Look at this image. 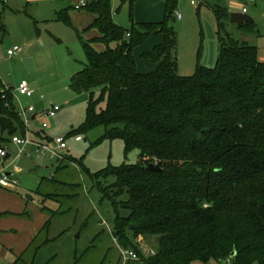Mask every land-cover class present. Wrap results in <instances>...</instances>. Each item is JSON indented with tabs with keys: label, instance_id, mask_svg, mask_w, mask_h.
<instances>
[{
	"label": "trees",
	"instance_id": "1",
	"mask_svg": "<svg viewBox=\"0 0 264 264\" xmlns=\"http://www.w3.org/2000/svg\"><path fill=\"white\" fill-rule=\"evenodd\" d=\"M135 1L121 3L132 10ZM175 3L165 0L160 22L132 23L130 29L113 22L110 0H90L79 9L93 19L82 32L75 30L85 64L69 87L89 99L84 123L67 137L102 127V137L92 146L117 140L124 158L135 150L139 155L134 164H108L93 174L81 159L64 156L56 171L74 164L100 201L110 203L112 240L138 256L124 264H264V61L258 60L255 46L221 36L229 13L220 7L214 10L219 43L215 66L197 65L193 75L178 76ZM68 13L64 10L59 19L70 24ZM237 27L249 35L255 30L254 22ZM93 30L96 37H83ZM156 35L161 43L141 54L155 68L141 74L133 50ZM17 133L24 135L25 127L11 89L0 79V147ZM149 164L160 170H149ZM46 181L35 191L50 217L44 230L68 210L52 211L43 202L75 198L49 190L77 186L54 177ZM138 238L155 242L152 255L136 245ZM115 264H123L120 254Z\"/></svg>",
	"mask_w": 264,
	"mask_h": 264
},
{
	"label": "rangeland",
	"instance_id": "2",
	"mask_svg": "<svg viewBox=\"0 0 264 264\" xmlns=\"http://www.w3.org/2000/svg\"><path fill=\"white\" fill-rule=\"evenodd\" d=\"M79 1L0 0V79L5 87L11 89L17 109L20 106H30L35 112H46L51 106L60 108L55 117L49 120L43 117V113H38L35 125L48 121L51 130L44 135L52 139L59 136L67 138L70 148L68 155L81 159L87 170L93 174L106 167L108 162L114 166L123 161L134 164L139 153L135 150L124 158L123 145L120 141H102L97 146H92L102 137L104 133L102 127L81 134L79 136L81 142H75L73 138L67 137L71 131L77 130L84 123L89 99L87 93H75L69 87L71 77L81 71L85 64V57L75 30L82 32L89 25L87 23L91 17L83 10L73 9ZM156 1L136 0L130 10L127 2L122 4L121 0H110L112 20L124 29H130L132 23L144 19L161 21L165 0ZM192 2L199 4L193 6ZM158 5L161 7L159 10ZM243 5L248 11L246 15L255 24L254 33L249 35L241 32L237 25L231 24L227 18L222 20L223 27L220 34L221 36L228 34L231 38L255 46L258 60L264 61L263 2L176 0L172 26L176 39V74L178 76L193 75L197 65L207 68L215 66L219 43L214 10L225 7L229 14L241 13ZM64 10H69L70 24L59 19V14ZM131 13L132 22L130 21ZM177 13L180 14V19H177ZM83 37L88 38L89 33H85ZM12 49L19 52L14 57H9L7 51ZM26 58L31 61V70L27 69L23 63ZM138 59L146 60L140 56ZM146 61L153 64L149 60ZM21 82L26 83L32 92L31 97L18 95L16 90ZM12 143H14L13 139ZM7 149L9 159H15L16 147L8 143ZM25 150V153L30 156L27 157L24 153L18 157L19 159L14 160L12 168L21 171L19 174L14 173V176L21 188L23 201L30 209L28 212H31V208L42 207L39 203L41 197L35 193L41 180L50 182L48 180L54 177L55 181L77 185L69 190L64 189L63 186L49 190L58 194L75 195L74 200L66 197L60 202L50 200L43 202V206L47 209L54 211L59 209V213L68 210L67 213L52 218L50 231L54 235L66 231L72 245H75L77 249L88 248L84 259L85 264H100L104 260H107L104 264L108 261L110 264H115L119 252L110 234L114 219L110 203L101 202L100 194L92 189L86 175L73 169L72 165L64 170L56 171L60 166L56 159L41 156L29 146ZM27 195L30 198L25 197ZM84 223L86 226L81 230L80 227ZM136 245L146 253L155 249L154 241L146 243L141 238L137 239Z\"/></svg>",
	"mask_w": 264,
	"mask_h": 264
},
{
	"label": "crops",
	"instance_id": "3",
	"mask_svg": "<svg viewBox=\"0 0 264 264\" xmlns=\"http://www.w3.org/2000/svg\"><path fill=\"white\" fill-rule=\"evenodd\" d=\"M85 1L87 3L90 0H85ZM155 2L157 1L155 0ZM157 7L158 10L159 8H161L160 5H158ZM164 8H165V4H164ZM246 14H248V11ZM178 15L180 16V14L177 13V19H180L181 17L178 18ZM92 19L93 18L91 16L90 21L87 24H90L92 22ZM144 20H146V23L160 22V20L158 19H155V21H153V19H144ZM143 21L140 20V21H136L135 23L138 22L143 23ZM96 34L97 33L94 30L90 31L88 38L96 37ZM161 41L162 38L160 35L151 36L147 39V41L143 45L133 50V55L136 60V68L139 73L146 74L154 70L155 68L154 64H151L146 60H141L138 58L139 56L141 57V54L145 52H149L154 46L161 43ZM96 48L99 51L103 50V47L99 45L96 46ZM19 96L24 97L22 95ZM28 107L20 106L19 108L21 109ZM19 108H18V112L20 115ZM49 110H47L46 112L44 111L35 112L34 110L33 114H28L29 123L27 124V126H25L24 124L23 116L20 115L25 127L24 135H20L19 133H17L13 136H10L8 138L7 144L4 146L7 149L8 143H11L16 147L15 159H19L18 157L20 156H18V146L15 143H12V139L27 137L30 140H38V139H42L43 137H46L44 135L45 132L47 131L49 132L51 130L49 122L42 121L41 124L38 126L35 125V122L37 120L38 113H43L42 115L43 117H45V114ZM55 115L53 117H55ZM53 117H46V118H48L49 120L50 118ZM44 122L47 125L45 129L42 128V123ZM50 135L52 136L53 134ZM27 147L28 146H26L25 149ZM29 147H32L34 149L33 146H29ZM69 151L64 152L62 154L64 156H70L68 155ZM15 159L10 160L8 154L7 160L3 161L2 164L0 165V171H3L6 175L14 179H16L14 173L19 174L21 172L19 169L12 168V164ZM56 161L59 162V160L57 159ZM108 164H111V162H108L107 165ZM71 165L73 166V168L75 167L74 164ZM20 191L21 188L19 186V183L15 189H4L0 187V264H85L86 262L84 259L86 257L87 248L82 250L77 249L75 245H72V241L69 238L70 236L67 234V232L61 239H58L57 241H52L51 243L49 242L57 238L61 233L54 235L51 233L50 227L48 230L43 229L44 225L50 218L48 213L42 211L41 208L40 209L31 208L32 210L29 213L28 210L30 209H28V205L23 201ZM39 203L41 204V200L39 201ZM45 241L46 244L43 245V247H41L37 251H35V248L43 244Z\"/></svg>",
	"mask_w": 264,
	"mask_h": 264
},
{
	"label": "built area",
	"instance_id": "4",
	"mask_svg": "<svg viewBox=\"0 0 264 264\" xmlns=\"http://www.w3.org/2000/svg\"><path fill=\"white\" fill-rule=\"evenodd\" d=\"M239 3L241 2H263L264 0H235ZM199 3L192 2L193 6H196ZM86 5L85 0H80L75 5V9L79 10L82 7ZM240 12L242 14L247 13L246 7L242 6ZM178 18L180 16L178 15ZM18 51L12 49L7 51V55L9 57H14ZM17 93L22 96L30 97L32 95V92L28 89L25 82H21L17 88ZM60 110L59 107L53 106L46 114L45 117H53L58 111ZM34 108L28 107V108H21L20 109V115L24 118V124L27 126L29 123L28 114H33ZM47 125L45 123H42V128L45 129ZM75 142H80L81 138L79 136H76L73 138ZM13 142L18 146V156H21L25 153V147L26 146H33L35 149V152L41 156L47 157L49 159H57V160H63L64 155L62 153L68 152L70 150L67 139L63 137H56L54 139H51L50 141L44 140V139H38V140H30L27 137L23 138H13ZM8 155L7 149L5 147H0V159H4ZM27 157H29V154H26ZM18 186V181L8 175H6L3 171H0V187L4 189H15ZM118 251L122 260V263L124 264L127 261H137L138 256L137 254L128 249H123L118 247ZM146 255H152L153 251L145 252Z\"/></svg>",
	"mask_w": 264,
	"mask_h": 264
},
{
	"label": "water",
	"instance_id": "5",
	"mask_svg": "<svg viewBox=\"0 0 264 264\" xmlns=\"http://www.w3.org/2000/svg\"><path fill=\"white\" fill-rule=\"evenodd\" d=\"M229 21L231 24H235V25H238V24H242V23H248V22H253V20L246 14H242V13H231L229 15ZM23 63L25 64L26 68L31 70V61L30 59H24L23 60ZM149 170L151 171H159L160 170V167L158 164H149L148 167H147ZM27 198H30L28 195L25 196ZM129 229H132V227L130 226ZM235 255V253L233 252L231 254V257H233Z\"/></svg>",
	"mask_w": 264,
	"mask_h": 264
}]
</instances>
